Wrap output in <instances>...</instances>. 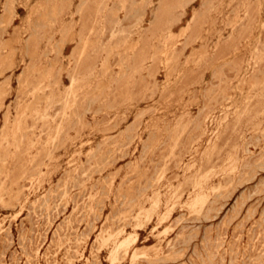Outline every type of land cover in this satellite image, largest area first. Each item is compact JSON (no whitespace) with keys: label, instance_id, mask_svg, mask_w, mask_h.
I'll return each mask as SVG.
<instances>
[{"label":"rangeland","instance_id":"1","mask_svg":"<svg viewBox=\"0 0 264 264\" xmlns=\"http://www.w3.org/2000/svg\"><path fill=\"white\" fill-rule=\"evenodd\" d=\"M0 45V136L44 74L65 99L95 72L56 141L27 119L39 143L0 148V264H264V0H0ZM123 46L160 56L125 81Z\"/></svg>","mask_w":264,"mask_h":264},{"label":"bare ground","instance_id":"2","mask_svg":"<svg viewBox=\"0 0 264 264\" xmlns=\"http://www.w3.org/2000/svg\"><path fill=\"white\" fill-rule=\"evenodd\" d=\"M51 1H53V0H51ZM58 1V0H57ZM100 1V0H99ZM106 1V0H105ZM125 1H127V0H125ZM162 1V0H161ZM103 2V1H102ZM122 2V1H121ZM124 2V1H123ZM152 2V1H151ZM60 3V2H59ZM85 3H86V1H85ZM54 4V3H53ZM98 4H100V2L98 3ZM97 4V5H98ZM105 4V3H104ZM150 4V3H149ZM161 4V3H160ZM57 5V4H56ZM87 5V4H86ZM95 5V4H94ZM49 6V5H48ZM154 6V5H153ZM207 6H209V5H207ZM97 7L98 6H96V8H95V10L97 9ZM152 7V6H151ZM159 7V6H158ZM45 8V7H44ZM83 8H85V7H83ZM88 8V7H87ZM56 9V8H55ZM54 8H52L51 9V12H52V15H55L56 13H57V10H55ZM170 9L172 10V8L170 7ZM169 9V10H170ZM40 10V9H39ZM14 12V11H13ZM38 12H40V11H38ZM151 12V11H150ZM41 13V12H40ZM94 13V12H93ZM96 14L95 15H97L100 19H101V21H99V24H100V31H98V32H101V33H105L107 30H108V27H110L111 28V37L112 38H115V37H117V36H119V35H121V34H123L124 32H123V30H121L120 29V27H119V22L116 20V19H114V18H116L113 14H111L110 15V21L108 22V20L106 21V15H105V9H98V10H96V12H95ZM37 14V13H36ZM156 14V13H155ZM169 14H170V12H169ZM49 15V14H48ZM48 15H47V13H43V14H40V16L38 17V20L39 21H43V22H47L48 20H49V18H48ZM109 15V14H108ZM126 15V14H125ZM103 16H104V19H103ZM167 16H168V14H167ZM170 16V15H169ZM156 17V16H155ZM154 17V18H155ZM57 18V17H56ZM55 18V19H56ZM140 18V17H139ZM170 18V17H169ZM92 19V18H91ZM121 19V18H120ZM143 19V18H142ZM5 20V19H4ZM86 20V19H85ZM136 20V19H135ZM144 20V19H143ZM157 20V19H156ZM155 20V21H156ZM166 20H167V17H166ZM97 21V20H96ZM137 21V20H136ZM168 21V20H167ZM7 22V21H6ZM87 23H86V25H84L83 26V28H82V31H81V33H84L85 31H86V33H88V34H91V33H93L94 32V28L93 27H90L89 26V19L87 18V21H86ZM40 23V22H39ZM139 23V22H138ZM137 23V24H138ZM91 24V23H90ZM141 24V23H140ZM140 24H138V25H140ZM170 24H172V23H170ZM111 25V26H110ZM97 26V27H98ZM134 26V25H133ZM136 26V25H135ZM172 25H170L168 28H170ZM96 27V28H97ZM140 27V26H139ZM150 27H151V25H150ZM167 28V29H168ZM29 32H30V38H28L27 40V42L25 43L26 44V46H25V49L27 48V54H30V55H32V54H34L35 52H36V50H37V43H38V39H39V35H38V32H39V30H38V28H36V27H34V26H29L28 27V29H27ZM99 30V29H98ZM27 31V32H28ZM159 31V30H158ZM187 31H188V29H187ZM28 32V33H29ZM183 32V31H182ZM28 33H25V34H28ZM137 33V32H136ZM165 33V32H164ZM167 33V32H166ZM185 33V32H184ZM19 34V32L17 33V35ZM138 35H139V33H138ZM168 35V34H167ZM20 36V35H19ZM19 36H17V37H19ZM122 36V35H121ZM120 36V37H121ZM125 36V35H124ZM126 36H127V34H126ZM161 36V38H162V35H160ZM182 36V35H181ZM87 37V36H86ZM84 38V35L83 34H81V36H80V38H79V49H78V51H77V54H76V58H75V66H77V65H79V60L83 57V55L85 54V53H87L88 51H90L91 49H92V51H93V49H94V45L93 44H91V42L89 41V39H87V38ZM139 37V36H138ZM166 37V36H165ZM128 38V37H127ZM140 38V37H139ZM157 38V37H156ZM16 39V38H15ZM21 39H22V37H21ZM163 39V38H162ZM165 39V38H164ZM19 40H20V38H19ZM170 40V39H169ZM14 41V40H13ZM18 41V40H17ZM124 41V40H123ZM160 41V40H159ZM196 41V40H195ZM20 42V41H19ZM18 42V43H19ZM131 42V41H130ZM138 42V41H137ZM16 43V42H15ZM23 43V45H25L24 44V42H22ZM113 43H115V42H113ZM112 43V44H113ZM134 43L135 42H133V45H134ZM160 43V42H159ZM166 43H167V41H166ZM95 44V43H94ZM116 44H117V42H116ZM123 44V43H122ZM130 44V43H129ZM137 44V43H136ZM139 44V43H138ZM137 44V45H138ZM162 44V43H161ZM18 45V44H17ZM98 45V44H97ZM105 45V44H104ZM104 45H103V47H104ZM110 45V44H109ZM8 46V45H7ZM40 46V45H39ZM100 46V45H99ZM116 46V45H115ZM114 46V47H115ZM119 46V45H118ZM20 47V46H19ZM22 47V46H21ZM98 47V46H97ZM109 46H107V48H108ZM113 47V46H112ZM112 47H110V49L112 48ZM124 47V46H123ZM146 47V46H145ZM106 48V49H107ZM152 48V47H151ZM171 48V47H170ZM0 49H5V46H2V45H0ZM8 49H9V47H8ZM100 50V49H99ZM115 50V49H114ZM117 50V49H116ZM118 50H120V49H118ZM167 50V49H166ZM23 51H24V49H23ZM94 51H96V49L94 50ZM108 51V50H107ZM123 51V50H122ZM151 51H152V49H151ZM173 50H171V52H172ZM121 52V51H120ZM124 52H125V57H126V62H127V64H126V66L128 67V71L127 72H129V75H128V77L127 78H125V81H126V79H130L134 74H137L140 70H142L143 69V66H144V62L145 61H147V60H152L153 59V56L154 55H156V54H152V53H154V52H152L151 54V57H148L147 55H146V53L144 52V51H140V50H138L137 49V47L136 46H129V47H124ZM150 52V51H149ZM105 53H106V51H105ZM110 53V52H109ZM117 53H119V51H117ZM116 53V54H117ZM156 53V52H155ZM162 53V52H161ZM113 54V53H112ZM123 54V53H122ZM160 54V53H159ZM159 54H157L158 56H160ZM170 54V53H169ZM156 55V56H157ZM162 55V54H161ZM9 56V55H8ZM8 56H6L4 59H0V67H4V68H6L7 66H8ZM112 56V55H111ZM121 56V55H120ZM123 56V55H122ZM108 57V56H107ZM113 58V57H112ZM155 58V57H154ZM157 58V57H156ZM110 59V58H109ZM124 59V57L122 58V60ZM129 59H130V61L131 62H128L129 61ZM143 60H144V62H143ZM154 60V59H153ZM105 61V60H104ZM103 61V62H104ZM161 61V60H160ZM83 62H84V59H83ZM108 63H109V61H107ZM105 63H106V61H105ZM105 63H104V65H105ZM124 64V63H123ZM102 65V64H101ZM103 66V65H102ZM109 66V65H108ZM107 67V66H106ZM106 67H103V68H105L106 69ZM4 68H2V69H4ZM76 68V67H75ZM75 68H73V71H72V73H71V75H70V86H69V90L67 91V96H66V98L65 99H61L60 97H58V95L57 94H55L56 92H55V87H56V83L55 82H51L50 81V75L49 74H44L43 76H42V78H41V80H39L38 82H37V84L33 87V89H32V91H30V93H29V99H31L30 101H31V103L32 104H22V105H20L19 106V110H18V112H16L17 113V115H16V117H15V119L12 121V120H10V118H9V116H6L5 117V119H4V127H3V130H2V133H1V136H0V148L2 147V146H4V145H7V146H10V147H13L15 150H19V148H20V144H21V139L23 138V137H27L28 136V134L29 133H32L33 134V136H35V139H34V141H32V142H30L29 144H30V147H28V148H31V147H34L36 144H38L39 143V141L40 140H38L36 137L38 136H36V129L37 128H35V125L34 126H30V125H27V123H26V120L27 119H31V120H33L34 121V124H35V122L36 123H38V122H41L43 125H46V127L49 125V123H50V120L51 119H49V110L50 109H52L55 105H57V104H60V106L62 107V112L60 113V118H61V121L62 122H66L68 119H70V117L72 116V114H73V109L75 110V108L74 107H76L75 105H76V103H78V102H76V101H78L77 100V97H78V91H79V89L80 88H82V87H80V84L82 83V81H83V79L85 80V78L86 77H89L90 75H92L93 73H95V72H93L91 69H89L87 72V74L86 75H83L82 77H80V76H77L76 75V73H75V71L77 70V69H75ZM111 68V67H110ZM102 70V69H101ZM106 70H108V69H106ZM127 70V69H126ZM1 72V71H0ZM103 72V71H102ZM102 72H101V74H102ZM28 73V72H27ZM97 73V72H96ZM111 73V72H110ZM109 72H108V74H110ZM119 73H121V72H119ZM147 73V72H146ZM29 74V73H28ZM98 74V73H97ZM96 74V75H97ZM104 74V73H103ZM108 74L106 75L107 77H108ZM125 74V73H124ZM124 74H122V75H124ZM127 74V73H126ZM125 74V75H126ZM122 75H121V78H122ZM98 76V75H97ZM101 76V75H100ZM35 77V76H34ZM119 78V77H118ZM120 78V79H121ZM123 78V79H124ZM93 79V78H92ZM114 79V78H113ZM120 79H119V81H120ZM23 80V79H22ZM86 80H87V78H86ZM256 80V79H255ZM29 82V81H28ZM31 82V81H30ZM129 82V81H128ZM26 83H27V81H26ZM34 83V82H33ZM86 83V82H85ZM88 83H89V81H88ZM133 83V82H132ZM34 85V84H33ZM130 85V84H129ZM125 86H127V83H126V85ZM22 87V86H21ZM28 87V86H27ZM86 87V86H85ZM90 87V86H89ZM91 88V87H90ZM100 88V87H99ZM22 89V88H21ZM87 89V88H86ZM3 88H1L0 87V96H1V94L3 93ZM90 91V90H89ZM99 91V90H98ZM83 91H81V93H82ZM85 92V91H84ZM83 92V93H84ZM88 92V91H87ZM92 92V91H91ZM83 93H82V95H83ZM127 93V92H126ZM126 93H124V94H126ZM90 94V93H89ZM131 94V93H130ZM130 94H128V95H130ZM88 96V95H87ZM94 96V95H93ZM93 96H92V98H93ZM21 97V96H20ZM22 97H24V95L22 96ZM79 97H81V95L79 96ZM82 97H84V96H82ZM86 97V96H85ZM89 97H91V95L89 96ZM88 97V98H89ZM126 97H127V95H126ZM128 98V97H127ZM42 99H43V102H44V107L43 108H41V107H39V105L41 104L42 105V103H40L39 104V102L40 101H42ZM91 99V98H90ZM28 100V99H27ZM19 102H21V101H19ZM17 105V104H16ZM15 105V106H16ZM15 109H16V107H15ZM8 111V110H7ZM15 113V114H16ZM74 114H75V112H74ZM208 119V118H207ZM30 120V121H31ZM206 121V120H205ZM53 122V121H52ZM32 123V122H31ZM52 125V124H51ZM49 127V126H48ZM47 127V128H48ZM59 133H60V128H58V125H57V129L55 130V132H54V135H51V129H50V127H49V140H51V141H56V139H57V137H58V135H59ZM39 134V133H38ZM31 136V135H30ZM23 141V140H22ZM51 143V142H50ZM5 163V162H4ZM2 164V163H1ZM23 170V169H22ZM205 199H206V196L203 194V193H199L198 195H197V197H196V200H195V203L196 204H200L201 205V207L205 204L204 202H205ZM204 203V204H203ZM152 205V204H151ZM197 206V205H196ZM144 214V213H143ZM144 216V215H143ZM149 216V215H148ZM135 228V227H134ZM113 235V234H112ZM129 238V237H128ZM131 238V237H130ZM130 238H129V240L128 239H126L127 241H124L123 240V242L119 245V246H117L119 249L120 248H126L128 245H129V243L133 240V238H132V240H130ZM105 241H107V240H105ZM134 241V240H133ZM135 253V252H134ZM123 255V254H122ZM135 255V254H134ZM113 262V261H112Z\"/></svg>","mask_w":264,"mask_h":264}]
</instances>
